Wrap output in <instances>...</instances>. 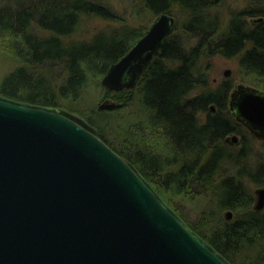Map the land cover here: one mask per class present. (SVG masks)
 Returning <instances> with one entry per match:
<instances>
[{"label": "trees", "instance_id": "16d2710c", "mask_svg": "<svg viewBox=\"0 0 264 264\" xmlns=\"http://www.w3.org/2000/svg\"><path fill=\"white\" fill-rule=\"evenodd\" d=\"M9 1L0 6V53L13 57L15 66L0 77V94L88 115L97 135L230 262L237 264V257L241 264H264V209L254 208L251 188L264 187V163L247 165L244 133L236 154L225 142L229 134L244 132L229 109L233 84L225 81L213 90L208 74L212 57L222 55L238 58L244 74L264 80V22L250 26L244 19L264 16V3L222 23L205 0H141L137 14L170 13L178 21L136 86L110 91L103 75L143 29L123 25L75 40L70 37L83 17L118 15L97 0ZM93 88L122 106L82 109ZM196 90L201 92L192 95ZM167 193L203 205L195 225Z\"/></svg>", "mask_w": 264, "mask_h": 264}, {"label": "water", "instance_id": "95a60500", "mask_svg": "<svg viewBox=\"0 0 264 264\" xmlns=\"http://www.w3.org/2000/svg\"><path fill=\"white\" fill-rule=\"evenodd\" d=\"M158 15L101 83L132 89L170 36ZM230 74V69L225 75ZM122 106L113 100L100 109ZM229 107L264 139V91L238 83ZM233 139H237L233 135ZM254 208L264 209V187ZM231 219L232 212H227ZM0 264H232L83 117L0 94Z\"/></svg>", "mask_w": 264, "mask_h": 264}, {"label": "rangeland", "instance_id": "374dc122", "mask_svg": "<svg viewBox=\"0 0 264 264\" xmlns=\"http://www.w3.org/2000/svg\"><path fill=\"white\" fill-rule=\"evenodd\" d=\"M97 1H100L104 5L109 6L118 15L117 19L109 20L99 17H83L78 31L73 36L70 37L71 39H75V40L89 39L99 31L110 30L112 28L123 25L133 26L138 29L139 28L145 29L154 19V17H152L149 14H144V16L137 14V8H134L135 4L137 3L136 0H97ZM261 2L264 3V0L263 1L222 0L218 4L210 5V11L214 15L218 16L222 23H226L234 13L245 9H252L255 6L256 7L261 6L262 4ZM9 3H11V1L9 0H0V6L9 5ZM175 18L177 23L178 19L177 17ZM174 27L172 29L171 34L173 33ZM14 66H15V62L13 60V57L4 56L3 54L0 53V77L3 76L8 71H10ZM210 67H211L210 71L208 72L209 87L213 90H216L225 81H228V83L231 82L233 85L235 84L236 87L238 83H244L246 85H250L264 91V80H261L260 78H257L252 74L250 75L247 73L244 74L240 69V66L238 65V58H226L222 55H216L212 57ZM227 69H230L229 75H225V71ZM199 92H201V90H196L192 93V95H195ZM103 94L104 92L100 88H96V89L93 88L91 90V95L89 96L87 103L81 106L82 109L83 108L87 109L89 106L95 104L99 106L100 103L108 99L107 97H102ZM211 110L213 113L216 112L215 104L211 105ZM72 112L83 117L82 115L78 114L75 111ZM84 116L86 117L88 115H84ZM85 117L83 118L86 119ZM202 117H204L203 114ZM243 129L244 132L242 130V132L239 134L231 133L228 136H226L225 142L231 147V151L236 154L242 148V141L244 139L243 133H244L246 135V140H247V156L245 159L247 165L250 167H255L258 166L259 164H263L264 139L253 138L251 132L248 131V129L244 125H243ZM233 135L238 136L239 143H234L232 141L228 142L226 140L228 138L230 139L233 138ZM114 144H118V142L115 141ZM259 187L260 186L251 185L254 194H255V190L258 189ZM166 197L168 201H170L182 212V214L190 223L195 225L198 222V219L200 217L199 207H202L203 205L198 204L197 206L188 201H183L181 198H173L168 193L166 194ZM226 213H225V217H226ZM234 258L237 264H241L240 258L237 257Z\"/></svg>", "mask_w": 264, "mask_h": 264}, {"label": "flooded vegetation", "instance_id": "af4514ba", "mask_svg": "<svg viewBox=\"0 0 264 264\" xmlns=\"http://www.w3.org/2000/svg\"><path fill=\"white\" fill-rule=\"evenodd\" d=\"M29 1V0H28ZM137 1V7H138V9L140 8V10H141V0H136ZM206 2H207V4L209 5V7H210V5H213V4H218L220 1H222V0H205ZM137 9V11H139ZM247 9H245V10H242V11H239V12H236V13H242V12H244L245 13V11H246ZM139 13H140V11H139ZM236 13H234L232 16H234ZM170 14V13H169ZM172 15V14H171ZM174 16V15H173ZM216 16V15H215ZM157 16H154V19L151 21V23L145 28V29H143V31L141 32V34L137 37V39L135 40V42L146 32V30L150 27V25L152 24V22L155 20V18H156ZM216 17H218V16H216ZM219 18V17H218ZM245 19V21L250 25V26H256V25H258V24H260V23H263L264 22V16H254V17H245L244 18ZM140 29V28H139ZM134 42V43H135ZM133 43V44H134ZM236 88V85L234 84L233 85V87H232V89H231V92L234 90ZM231 92H230V94H231ZM229 109H230V107H229ZM213 110H214V108H213ZM231 110V109H230ZM216 112H217V108H216ZM231 113H232V115L235 117V114H234V111H232L231 110ZM235 119H236V121L238 122V123H240V124H242L241 122H239L238 120H237V118L235 117ZM242 125H244V124H242ZM248 129V128H247ZM248 131H250L249 129H248ZM251 132V131H250ZM251 134L255 137V138H257V139H260V138H258L257 136H255L252 132H251ZM228 142H234V143H239V139H238V136H237V139L235 140V139H233V138H228V139H226ZM242 141V140H241ZM257 210V209H256ZM257 211H261V210H257ZM226 218L228 219V215H227V213H226Z\"/></svg>", "mask_w": 264, "mask_h": 264}]
</instances>
